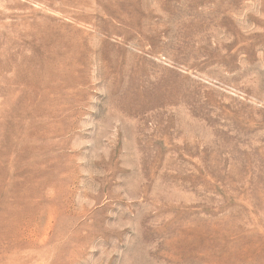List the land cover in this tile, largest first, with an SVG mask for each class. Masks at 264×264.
I'll use <instances>...</instances> for the list:
<instances>
[{
    "label": "rangeland",
    "instance_id": "374dc122",
    "mask_svg": "<svg viewBox=\"0 0 264 264\" xmlns=\"http://www.w3.org/2000/svg\"><path fill=\"white\" fill-rule=\"evenodd\" d=\"M0 264H264V0H0Z\"/></svg>",
    "mask_w": 264,
    "mask_h": 264
}]
</instances>
